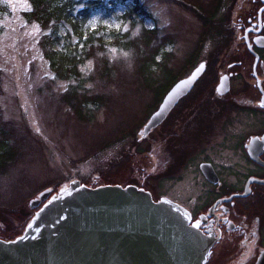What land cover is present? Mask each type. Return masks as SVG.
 Masks as SVG:
<instances>
[{"label":"flooded vegetation","instance_id":"1","mask_svg":"<svg viewBox=\"0 0 264 264\" xmlns=\"http://www.w3.org/2000/svg\"><path fill=\"white\" fill-rule=\"evenodd\" d=\"M225 17V50L179 79L205 66L192 90L139 139L147 141V168L144 154L130 153L133 169L118 177L154 202L166 198L186 210L211 242L205 264H264V0H234ZM166 94L155 97L148 119Z\"/></svg>","mask_w":264,"mask_h":264},{"label":"rangeland","instance_id":"2","mask_svg":"<svg viewBox=\"0 0 264 264\" xmlns=\"http://www.w3.org/2000/svg\"><path fill=\"white\" fill-rule=\"evenodd\" d=\"M232 1L222 0L221 11L213 20L215 0H138L150 14L144 27L157 26L164 35L174 37L171 45L164 48L165 53L173 56L167 65L174 70L173 76L180 71L181 78L185 77L196 64L212 62L225 50V14ZM5 2L11 16L3 21L4 32L0 36L1 119L12 123L21 138H15L20 145L18 161L9 174L0 176V233L19 230L21 215L33 213L28 201L45 189L54 188L52 192H56V185L42 188L56 176L63 181L60 184L76 179L88 183L100 177L97 184L122 185L118 173L133 169L127 165L130 153L144 154L142 165L147 168V141L139 139L143 138L142 128L157 103L156 96L137 89L134 81L121 89L115 83L116 86L103 85L95 80L87 85L89 90L106 95V99L113 96L114 101L94 111L89 122L77 123L66 107L58 108L54 101L55 96L67 90L68 84L51 74L38 46L39 28L22 18V13L29 10L28 2ZM122 9L118 7L117 12ZM99 17L96 14L91 18V29ZM201 17L211 23L204 24ZM118 22L110 20L104 24L116 28ZM204 35L207 37L191 60ZM122 67L131 71L126 61ZM93 69L92 62H88L82 73ZM143 166H139L140 173ZM148 185L152 187L153 183L149 181ZM154 193L160 194L156 189Z\"/></svg>","mask_w":264,"mask_h":264},{"label":"water","instance_id":"3","mask_svg":"<svg viewBox=\"0 0 264 264\" xmlns=\"http://www.w3.org/2000/svg\"><path fill=\"white\" fill-rule=\"evenodd\" d=\"M203 72L198 66L167 92L143 137ZM27 205L34 213L22 233L0 239V264H205L212 246L181 206L166 198L154 202L132 185L89 187L76 179L55 193L41 191Z\"/></svg>","mask_w":264,"mask_h":264},{"label":"trees","instance_id":"4","mask_svg":"<svg viewBox=\"0 0 264 264\" xmlns=\"http://www.w3.org/2000/svg\"><path fill=\"white\" fill-rule=\"evenodd\" d=\"M26 1L29 10L22 13V18L27 24L39 28L38 46L51 74L56 80L68 84L67 90L55 96L54 101L58 108L66 107L77 123L89 122L94 111L114 101L113 96L106 99V95L89 90L87 85L94 84L95 80L103 85L117 84L121 89H124L125 84L134 81L132 84L137 89H142L157 99L181 79L180 71L177 76H173L174 70L167 66L173 56L164 52L165 46H170L174 37L164 35L157 26L153 29L144 27L143 23L150 18V14L138 0ZM215 1L216 4L212 6V9H215L213 20L222 8V0ZM118 7L123 8L121 13L117 12ZM96 14H100V17L97 25L91 29V18ZM10 16L11 12L5 0H0V36L4 32L3 21ZM110 20H118L122 24L121 30L107 28L104 23ZM204 22L211 23L205 18ZM206 37L204 35L197 43L191 60H194ZM125 61L131 68L130 72H126L122 67ZM88 62H92L94 69L89 73H82ZM188 64L191 66V62ZM1 84L0 71V86ZM1 118L0 110V176H5L18 161L20 145L15 138L21 137L17 136L18 131L12 123H7ZM96 180L98 178L88 183L81 182L95 187ZM61 182L63 181L56 176L42 188L55 185L57 188ZM28 212L19 218V230L9 229L0 233V237L10 240L20 235L31 216Z\"/></svg>","mask_w":264,"mask_h":264},{"label":"snow or ice","instance_id":"5","mask_svg":"<svg viewBox=\"0 0 264 264\" xmlns=\"http://www.w3.org/2000/svg\"><path fill=\"white\" fill-rule=\"evenodd\" d=\"M200 67L201 68H204L205 66L202 64V65H200ZM185 83H187V82H185ZM260 106L261 107H264V103H262ZM165 203H167V202H165ZM28 227L31 229L33 227V225L32 224H29ZM192 227L198 229L200 227V225H199V223H196V224H193Z\"/></svg>","mask_w":264,"mask_h":264}]
</instances>
